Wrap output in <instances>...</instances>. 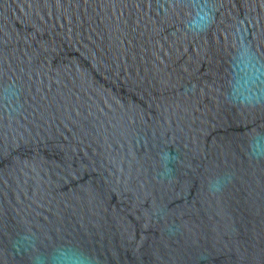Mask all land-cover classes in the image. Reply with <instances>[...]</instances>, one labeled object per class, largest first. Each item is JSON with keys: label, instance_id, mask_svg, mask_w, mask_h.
I'll use <instances>...</instances> for the list:
<instances>
[{"label": "water", "instance_id": "95a60500", "mask_svg": "<svg viewBox=\"0 0 264 264\" xmlns=\"http://www.w3.org/2000/svg\"><path fill=\"white\" fill-rule=\"evenodd\" d=\"M0 264H264V0H0Z\"/></svg>", "mask_w": 264, "mask_h": 264}]
</instances>
